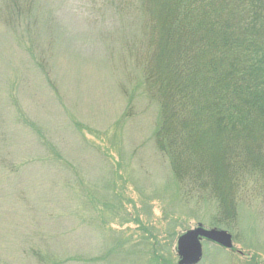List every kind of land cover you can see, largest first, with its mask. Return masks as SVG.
<instances>
[{
	"label": "rangeland",
	"instance_id": "374dc122",
	"mask_svg": "<svg viewBox=\"0 0 264 264\" xmlns=\"http://www.w3.org/2000/svg\"><path fill=\"white\" fill-rule=\"evenodd\" d=\"M142 1L0 0V264H179L199 224L233 248L203 240L198 264H264L261 161L195 189L158 152L170 124L139 55ZM171 54L159 38L162 86Z\"/></svg>",
	"mask_w": 264,
	"mask_h": 264
},
{
	"label": "trees",
	"instance_id": "16d2710c",
	"mask_svg": "<svg viewBox=\"0 0 264 264\" xmlns=\"http://www.w3.org/2000/svg\"><path fill=\"white\" fill-rule=\"evenodd\" d=\"M138 6L139 55L151 60V94L170 124L166 131L162 122L153 135L158 152L173 155L175 169L195 189L213 182L217 167L234 187L254 158L264 165V0H143ZM161 37L178 79L163 86L153 65ZM222 208L234 223L235 211Z\"/></svg>",
	"mask_w": 264,
	"mask_h": 264
},
{
	"label": "water",
	"instance_id": "95a60500",
	"mask_svg": "<svg viewBox=\"0 0 264 264\" xmlns=\"http://www.w3.org/2000/svg\"><path fill=\"white\" fill-rule=\"evenodd\" d=\"M203 239L217 243L227 249L233 248V237L228 231L217 228L207 229L199 224L196 228L179 236L177 241L179 264H198L201 261Z\"/></svg>",
	"mask_w": 264,
	"mask_h": 264
}]
</instances>
